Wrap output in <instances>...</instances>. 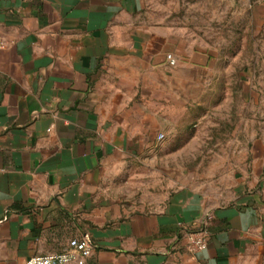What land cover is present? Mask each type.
Returning a JSON list of instances; mask_svg holds the SVG:
<instances>
[{"label": "crops", "instance_id": "0c3cea01", "mask_svg": "<svg viewBox=\"0 0 264 264\" xmlns=\"http://www.w3.org/2000/svg\"><path fill=\"white\" fill-rule=\"evenodd\" d=\"M0 38V264L82 235L85 264H243L264 238V136L222 205L186 188L121 200L108 186L133 150L131 101L165 60L145 0H0ZM203 220L206 248L173 251Z\"/></svg>", "mask_w": 264, "mask_h": 264}, {"label": "rangeland", "instance_id": "374dc122", "mask_svg": "<svg viewBox=\"0 0 264 264\" xmlns=\"http://www.w3.org/2000/svg\"><path fill=\"white\" fill-rule=\"evenodd\" d=\"M145 12L168 37L165 60L147 66L144 103L131 101L133 150L110 168L108 186L121 200L186 188L228 203L264 136V0H145ZM176 245L197 252L183 231ZM243 264H264V238Z\"/></svg>", "mask_w": 264, "mask_h": 264}, {"label": "built area", "instance_id": "2783aa9c", "mask_svg": "<svg viewBox=\"0 0 264 264\" xmlns=\"http://www.w3.org/2000/svg\"><path fill=\"white\" fill-rule=\"evenodd\" d=\"M5 45V41L0 38V49ZM166 57L170 64L175 63L171 54ZM207 227L206 221L203 220L197 227L182 229L189 250L199 251L206 248L209 235ZM93 248L94 243L88 235H82L69 240L68 246L61 251L35 255L24 260L22 264H85L86 259L92 255Z\"/></svg>", "mask_w": 264, "mask_h": 264}]
</instances>
